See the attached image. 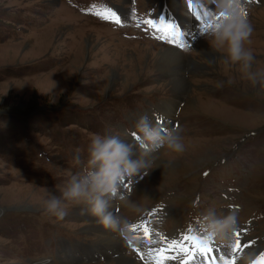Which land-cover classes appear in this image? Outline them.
<instances>
[{
  "label": "rangeland",
  "instance_id": "1",
  "mask_svg": "<svg viewBox=\"0 0 264 264\" xmlns=\"http://www.w3.org/2000/svg\"><path fill=\"white\" fill-rule=\"evenodd\" d=\"M165 1L136 4L168 8L177 19L174 4H183L194 22L181 24L189 32L178 48L200 66L186 60L177 72H160L163 46H177L153 40L147 23L132 21L133 0H0V207L6 211L0 212V264L119 259L103 253L107 245L91 226L94 217L81 214L83 205L63 202L60 219L44 201L83 174L93 133L115 134L142 153L135 128L142 115L162 128L176 123L185 147L160 149L150 167L121 182L119 192L141 208L111 201L110 210L128 218L127 231L151 226L157 240L182 231L197 235L203 215L234 211L247 245L242 250L252 248L255 258L264 252V85H253L238 63L225 62L227 45L214 47L211 29L200 31L217 22H210L218 13L215 0ZM108 2L120 9L122 23L104 18ZM202 3L213 8L207 15ZM242 3L252 27L244 42L254 57L250 71H264V0ZM173 79H185L188 89L174 92ZM129 235H120L121 257L146 264L126 244ZM234 241L231 234L216 243V256L227 259Z\"/></svg>",
  "mask_w": 264,
  "mask_h": 264
},
{
  "label": "clouds",
  "instance_id": "2",
  "mask_svg": "<svg viewBox=\"0 0 264 264\" xmlns=\"http://www.w3.org/2000/svg\"><path fill=\"white\" fill-rule=\"evenodd\" d=\"M221 19L210 30V43L214 47L227 45L225 62L239 64L253 84L264 85V71H250L254 57L244 48V42L252 33V27L244 14L242 0H215ZM243 10V11H242ZM143 152L136 156L134 148L115 134L93 133L90 137L87 167L83 174L73 175L60 189V196L50 194L44 201L48 213L62 219L65 215L63 202L71 201L83 205L82 215H91L104 229L121 235L129 227L125 216L115 214L111 209L112 200H119L122 206L134 212L141 208L119 192L121 182L133 178L153 163L154 154L162 148L176 153L184 151L180 131L162 128L150 122L147 116H140L135 124ZM80 159L79 156L76 157ZM237 216L234 211L217 215L210 211L198 221L199 231L206 240H227L236 230Z\"/></svg>",
  "mask_w": 264,
  "mask_h": 264
},
{
  "label": "bare ground",
  "instance_id": "3",
  "mask_svg": "<svg viewBox=\"0 0 264 264\" xmlns=\"http://www.w3.org/2000/svg\"><path fill=\"white\" fill-rule=\"evenodd\" d=\"M187 1L190 2V3H192V5L196 2V0H187ZM197 1H200V0H197ZM164 2L166 3V1L163 0V2H161V5L164 4ZM178 4L179 5H176V4H174V5H175V8H177V9L180 10V14L178 15V19L180 20L181 24L184 27L185 26L186 27H190V25L192 27V23L194 22V20L191 18L192 16H189L190 15L189 14L190 12H186V11L183 10V4H181L179 2H178ZM168 5H171V4H168ZM201 6L203 7L204 13H208V9H211V10L213 9V8L210 7V5H207L206 3H202ZM185 15H187V17H185ZM188 17H190V19H187ZM185 32L188 33L189 31H185ZM214 54L215 53L212 52V50L208 53V55L210 56V58H212L214 56ZM184 56H185L184 53H182V51L178 47H172L171 48V47L163 46L162 53H160V61L159 62H161V63H160V66L158 67L159 68V71L160 72H167V74L169 72L173 71V69H175L174 71H176L177 70L176 68H180L181 66H183L186 63V60L192 66L197 67V65H198L197 63H195V62H193V61H191L189 59H185ZM198 66H200V65H198ZM171 84L173 85V90L176 93H181V92L186 91L188 89V86H189V84L187 83V81L185 79H173V80H171ZM134 154L136 156H139L141 153H138V154L137 153H134ZM16 210H18V209L16 208ZM0 212L1 213H5L6 211L4 210V208L0 207ZM93 222H94V224L91 225V226L93 228L99 230V232H100L101 238H100L99 242L100 243H103V244L105 243V245H107L103 253H106L107 252L112 257H119V259L116 260L115 263H113V264H137L136 262H138V261L132 259L133 256H131V255L130 256H123V257H121L122 253H121V250L119 249V248H121L119 246L121 244V237H120L121 234L116 233V232H113L111 230H107V229L102 228L96 222L95 218L93 219ZM150 222H152V221H150ZM141 227H143V225H137V226H135L134 228H131V229L133 231V230L139 229ZM132 231H130V232L127 231L126 233L131 234V233H134L135 232V231L134 232H132ZM116 235L118 236L117 239H116ZM186 235H187V233H185V232L182 231L179 234L173 233L172 235L163 238V240L165 241V243L167 245H170L168 243L182 242V239H184V237ZM191 236H195V235H191ZM199 236H202L203 237V235H202L201 232L197 234V237H199ZM154 238H156V236ZM213 241H214V243H219V244L221 243V245L225 243V240L213 239V240H211V245L213 244ZM153 243L154 244H158L156 241H154ZM94 250L95 251L93 253H95V255L98 252L100 253V250L98 249V247H95ZM230 251L232 252L231 249H230ZM252 251H255V250H253L252 248H250L249 251L248 250H242L243 253H242L241 256H242V258L243 257L244 258H243L242 263H240V264H246V263H248L249 261H251V260H253L255 258ZM231 252L227 255V257L230 256ZM260 252H261V250H260ZM241 256H239L238 258H236V264L239 263V260L241 259ZM72 257H73V255H72ZM146 257H147V260H145L146 262H144L146 264H158V262H159V264H161V262L158 261L159 259H158L157 254H155V253H153L152 256H146ZM51 261H53V260H51L50 258H48V259H42L40 261L35 260L32 264H46V263L48 264V262H51ZM191 264H195L194 261H192Z\"/></svg>",
  "mask_w": 264,
  "mask_h": 264
},
{
  "label": "snow or ice",
  "instance_id": "4",
  "mask_svg": "<svg viewBox=\"0 0 264 264\" xmlns=\"http://www.w3.org/2000/svg\"><path fill=\"white\" fill-rule=\"evenodd\" d=\"M205 15H207V13H205ZM222 16H223V13H219V15L215 17L216 21L218 22ZM104 18L105 19L114 18L116 20V22L119 23V17H117L115 13H111L110 16H105ZM197 19H201V17L198 15ZM146 23L151 24L154 28L157 27L156 24L151 20L146 21ZM213 25L214 24L205 23L200 28V31L206 32L209 29H211L213 27ZM169 28L171 29V36H172L171 42L176 44L177 47L184 48L186 45L184 43H180L179 39H183L185 36V33L177 31L176 26L174 24L169 25ZM144 232H145V235H150V233L148 232V229H147V225L144 226ZM239 236H240V233H236L237 238H236V242H235V247L232 249V251H237L241 247V242H240ZM184 239H185V241L191 240L193 248L196 251L200 252L201 254H206L208 252L214 251V249L209 246L210 241L206 240L204 237L199 238V237H195V236H185ZM177 245H178V242L174 243L173 248L177 247ZM179 247L182 250L184 248L183 244H179ZM191 250L192 249H189V251H191ZM260 256H261V259L259 262H257V264H264V252H261ZM189 258L191 259L192 257H189ZM158 264H159V262H158ZM225 264H231V261H225Z\"/></svg>",
  "mask_w": 264,
  "mask_h": 264
}]
</instances>
